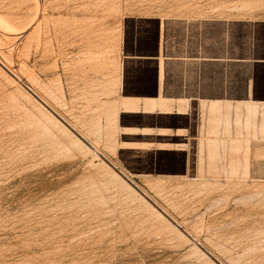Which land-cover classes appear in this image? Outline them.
Masks as SVG:
<instances>
[{"label": "rangeland", "instance_id": "1", "mask_svg": "<svg viewBox=\"0 0 264 264\" xmlns=\"http://www.w3.org/2000/svg\"><path fill=\"white\" fill-rule=\"evenodd\" d=\"M159 1L0 0V264H264L263 124L244 185L174 184L178 153L117 148L121 20Z\"/></svg>", "mask_w": 264, "mask_h": 264}, {"label": "crops", "instance_id": "2", "mask_svg": "<svg viewBox=\"0 0 264 264\" xmlns=\"http://www.w3.org/2000/svg\"><path fill=\"white\" fill-rule=\"evenodd\" d=\"M146 8L152 12L126 14L120 24L107 102L115 107L117 148L178 153L174 184L244 185L254 173L261 124L264 133V95H257L264 89L257 38L264 19L207 1ZM134 114L141 122L122 123Z\"/></svg>", "mask_w": 264, "mask_h": 264}, {"label": "bare ground", "instance_id": "3", "mask_svg": "<svg viewBox=\"0 0 264 264\" xmlns=\"http://www.w3.org/2000/svg\"><path fill=\"white\" fill-rule=\"evenodd\" d=\"M117 29H118V28H117ZM115 30H116V29H115ZM113 59H114V58H113ZM116 67H117V66H116ZM259 224H260L259 227H263V226H264V215L261 216V219L259 220ZM257 232H259V233L263 232V233H264V228H262L261 231H258V230H257ZM262 242L264 243V238H263Z\"/></svg>", "mask_w": 264, "mask_h": 264}]
</instances>
